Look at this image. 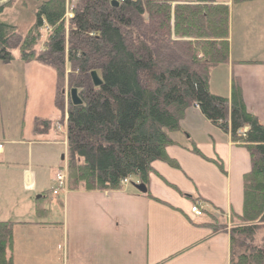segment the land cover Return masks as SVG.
<instances>
[{"label": "trees", "instance_id": "1", "mask_svg": "<svg viewBox=\"0 0 264 264\" xmlns=\"http://www.w3.org/2000/svg\"><path fill=\"white\" fill-rule=\"evenodd\" d=\"M67 1L33 0L36 20L26 34L0 22V63L16 61V50L20 61L57 73L69 189L117 191L133 178L147 186L152 164L169 162L170 134L198 107L251 157L243 213L230 217L231 264H264V125L248 111L238 82L231 101L210 91L211 72L230 56V8L207 5L217 0H119L118 6L77 0L67 20ZM65 84L78 90L81 105L72 103L70 90L64 99ZM50 126L37 119L34 130ZM209 226L222 228L216 221ZM13 227L0 222V264H13Z\"/></svg>", "mask_w": 264, "mask_h": 264}, {"label": "crops", "instance_id": "2", "mask_svg": "<svg viewBox=\"0 0 264 264\" xmlns=\"http://www.w3.org/2000/svg\"><path fill=\"white\" fill-rule=\"evenodd\" d=\"M220 4L230 8V56L211 72L210 91L231 101L238 82L264 125V0ZM0 104V222L14 224L13 264H231L230 217L243 213L251 157L198 107L170 134L169 162L152 164L147 193L131 179L117 191L55 195L56 175L67 169V115L52 134L35 124L27 133L25 120L7 125ZM195 204L200 218L190 212Z\"/></svg>", "mask_w": 264, "mask_h": 264}, {"label": "rangeland", "instance_id": "3", "mask_svg": "<svg viewBox=\"0 0 264 264\" xmlns=\"http://www.w3.org/2000/svg\"><path fill=\"white\" fill-rule=\"evenodd\" d=\"M77 0H69L67 6V13H71ZM171 1V0H167ZM218 3H230L233 5L232 0H217ZM0 5H5V10L0 15V22L7 23L17 27L21 34H26L29 29L34 25L36 17L34 10L37 5L33 0H2ZM173 4L172 6H175ZM68 16L65 19L68 20ZM231 25V20H230ZM16 56V61L11 64L0 66L7 67L2 69L1 75L4 79L0 78V97L4 99V113L7 115L6 123H10L16 127L19 121L24 124L25 132H30L33 124L38 118L49 121L51 124V134L56 130L55 123L58 122L62 125V113L55 106L56 90L58 77L57 73L50 67L39 63H24L18 59V52L13 51ZM215 68L212 72H214ZM12 83V88H9ZM3 84L7 85V90L10 95L5 100L6 91L3 89ZM69 88L64 86V99H68ZM3 105L0 104V112L3 111ZM191 114L198 113L195 107L188 109ZM49 139H51L49 137ZM133 183L137 182V178H133ZM51 219H59V215L55 214Z\"/></svg>", "mask_w": 264, "mask_h": 264}, {"label": "water", "instance_id": "4", "mask_svg": "<svg viewBox=\"0 0 264 264\" xmlns=\"http://www.w3.org/2000/svg\"><path fill=\"white\" fill-rule=\"evenodd\" d=\"M113 5L118 6L119 2H113ZM91 78H92V82L94 84V86L96 87H100L103 82L100 79V77L98 76L97 72H92L91 73ZM70 95H71V101L74 105H81L82 101L78 95V90L76 88H73L70 91ZM133 186L135 187V189L141 193H147V187L145 184L143 183H139V184H133Z\"/></svg>", "mask_w": 264, "mask_h": 264}, {"label": "built area", "instance_id": "5", "mask_svg": "<svg viewBox=\"0 0 264 264\" xmlns=\"http://www.w3.org/2000/svg\"><path fill=\"white\" fill-rule=\"evenodd\" d=\"M120 1H124V0H120ZM69 17H72V15H70ZM0 149H2V146L0 145ZM57 182H58V189L54 192L55 194H57L59 191L65 190L66 186H67V178L66 175L64 173H60L57 176ZM124 183H127V180L124 181ZM191 213L195 216V217H200L202 216V208L197 205L192 207L191 209Z\"/></svg>", "mask_w": 264, "mask_h": 264}]
</instances>
